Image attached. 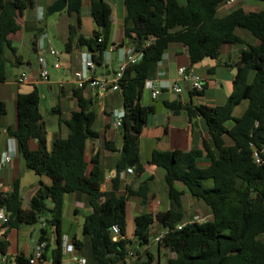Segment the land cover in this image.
Segmentation results:
<instances>
[{"label":"trees","instance_id":"16d2710c","mask_svg":"<svg viewBox=\"0 0 264 264\" xmlns=\"http://www.w3.org/2000/svg\"><path fill=\"white\" fill-rule=\"evenodd\" d=\"M67 13H80L83 0H67ZM125 38L132 40L141 60L129 66L119 81L124 97L123 151L119 169L128 163H139V137L154 106H142L140 98L147 80L156 75L158 64L173 43L186 47L191 65L205 58H217L223 44L240 45L239 72L234 89L226 103L217 107L193 106L173 102L169 107L176 114L185 111L192 121L201 116L210 135L201 149L184 152L154 151L151 163L165 171V182L173 208L154 214L143 213L135 218V239L140 262L136 264H162L159 256L148 248L151 228L158 223L164 236L158 249L172 256L166 264H264V11L247 12L237 8L221 14L225 0H123ZM264 4V0H254ZM33 0H0V84L7 81V68L23 63L13 46L11 35L20 29L19 18L33 7ZM91 17L97 31L91 37L79 35L77 44L92 55L96 67L105 62V54L112 45L111 6L105 0H91ZM67 48L71 47L77 32L69 26ZM239 30L252 37L250 43ZM154 41L148 46L146 42ZM195 93V92H194ZM246 102L239 116L235 110ZM40 95L37 89L17 97L16 128H8V136L15 139L17 149L26 166L39 176L51 179L50 186L42 185L23 208L19 181L10 193H0V207L9 214V228L37 224L42 215L51 216L56 247L54 264L63 259V204L66 194L83 193L93 208L83 225V233L90 241V264H127L131 241L125 236L127 203L131 196H146L143 191L128 190L118 195L119 179H114L113 190L101 191L102 170L100 156L92 157V170L88 173L86 148L89 140L99 138L94 129L96 114L82 99L80 110L66 121L68 138L56 137L52 149L47 148L46 128L39 110ZM7 113L6 104L0 101V115ZM38 141V149L31 150L29 142ZM109 150L114 148L106 144ZM261 163L255 160V154ZM207 162L203 165L202 162ZM137 171L142 172L141 165ZM183 185L196 199L211 210L207 221H185L181 198ZM51 200L52 207L47 206ZM118 225L121 238L114 239L112 227ZM182 226L179 229V226ZM47 231L41 230L40 242H48ZM73 246L82 251L85 243L73 240ZM8 242L0 240V253L5 254ZM47 248L49 245L47 244ZM46 248V249H47ZM14 264H32L24 255L15 257Z\"/></svg>","mask_w":264,"mask_h":264},{"label":"crops","instance_id":"0c3cea01","mask_svg":"<svg viewBox=\"0 0 264 264\" xmlns=\"http://www.w3.org/2000/svg\"><path fill=\"white\" fill-rule=\"evenodd\" d=\"M56 1H49L48 8ZM105 1L112 9V45L105 54L104 64L96 67L94 76L112 80L122 61L126 58L127 50L134 47L132 40L125 38L124 19L127 12L124 1ZM43 2L44 0H33V7L30 8L33 11L31 19L24 18L29 10L27 9L19 18L21 29L10 36L23 63L15 64L13 57L9 56L11 59L9 65L12 70L7 71V81L0 84V101L4 102L7 107V113L0 115V157L7 154L11 156V161L0 170V193H10L13 191L15 182L19 181L22 199L29 197L30 202L42 185L50 186L52 184L49 177L39 176L26 166L25 160L18 152L16 140L8 136V128H16L18 125V95L31 93L34 89L38 90L40 95L39 110L46 128L49 151L52 149L56 137L68 138L69 128L66 121L70 120L75 111L80 110L79 100L82 99L86 106L96 114L93 127L99 134V138L87 142L85 158L88 163V173L93 168L92 157L99 154L102 170L101 191L103 193L113 190L114 179H119V196L127 195L128 190L143 191L146 189L147 191L145 197H129L127 227L125 236L122 237L131 241L126 263H139L140 260L133 263L136 257L138 258L132 251L137 246L135 218L143 213L154 214L173 208V202L165 182V171L151 163L153 152L174 150L187 152L192 149H201L203 142L210 140V135L201 116H196L191 121L185 111L176 114L170 109L169 104L177 102L209 107L224 105L234 89L236 67L239 69V54H234V45L223 44L218 48L217 58L207 57L200 63L191 65L186 47L179 43L169 46L158 64L155 77L146 81L140 98L142 106H154L155 101H162L164 103L163 112L166 116L163 123L159 124L155 111L151 114L139 137V163L135 162L133 167L128 165V168L133 169V173H128V168L119 169L118 167L124 143L123 128L117 126L116 123L117 116L124 111L122 90H112L111 88L99 90L91 87L79 89L74 77V72L82 69L90 54L86 48L78 46L77 37L79 35L91 37L97 31L90 12L91 0H83L79 14H68L64 10L61 12L63 18L54 23L65 44V53L57 51L61 64L59 69L54 67L55 58L49 53L50 49L54 48L48 40L46 28H32L31 25L43 20ZM69 26L76 28L77 35L68 49L66 44ZM30 28L31 34H34L32 50L36 55V62H32L31 58L26 60L23 55L19 54V44L24 41L25 32ZM40 58L45 60L46 68L49 71V79L46 81L42 80L39 75ZM180 68L186 70L183 76L179 74ZM23 72L28 74V79L25 83L19 84L17 78ZM188 75H196L201 78L202 89L200 91L192 88V81L187 77ZM176 84L181 88L180 93L174 91ZM154 87L161 89V94L156 99L152 98ZM107 143L114 149L109 150L106 146ZM29 147L31 150H37L38 141L32 139L29 142ZM202 164L206 165L207 162H202ZM138 165L142 166V172L137 171ZM176 187L180 191H184L181 204L185 221H188L190 217H198L196 215L202 214L203 211L212 217L210 208L203 201L189 195L183 185L177 184ZM47 206L52 207L51 200L47 201ZM92 213L93 208L88 204L85 194L65 195L61 227L63 239L72 245L74 239L83 241L85 247L82 251H78L74 247L71 252H63L62 264H78L80 258L86 259L87 264H90L88 259L90 257V241L83 233V225L86 218ZM50 225L51 216L49 213H45L34 225L22 224L18 228L2 227L0 240H6L8 247L5 254L0 253V264H14L15 257L18 255L31 258L40 243L42 229L47 231L49 241L46 242V245L48 244L49 247L44 250L42 259L32 264H54L53 251L56 241L54 230ZM164 233L162 225L156 223L152 226V237L148 247L150 251L155 244L158 245V241L164 236ZM162 250L163 248L158 249L157 254L153 252L159 256L160 261Z\"/></svg>","mask_w":264,"mask_h":264},{"label":"built area","instance_id":"2783aa9c","mask_svg":"<svg viewBox=\"0 0 264 264\" xmlns=\"http://www.w3.org/2000/svg\"><path fill=\"white\" fill-rule=\"evenodd\" d=\"M235 2L236 0H225L223 4L220 6L219 11L221 12L222 10L231 7ZM153 41L154 38H151L149 41L146 42L145 46H148ZM49 53L51 56L55 58L54 67L56 69H59L61 64H60V58L58 52L54 49H50ZM142 56H143L142 53L135 52L134 48L127 50L126 58L122 61L113 79L109 80L108 78L105 77L99 78L94 76L96 65L93 62L92 55L90 53L88 59L83 64L82 69L74 72L76 85L79 89H84L85 87H91L99 90H106L108 88H111L112 90H120L121 88L119 86V81L123 77L124 72L129 66L137 64L141 60ZM39 61L41 65V69L39 73L40 78L46 81L49 79V71L46 68L45 60L40 58ZM185 72H186L185 68L179 69V74L181 76H183ZM187 77L191 79L192 88L194 90L200 91L202 89L201 78L199 76L188 75ZM27 79H28V74L26 72H23L18 76L17 82L19 84H22L25 83ZM174 91L176 93H180L181 88L176 84L174 86ZM160 94H161V89L154 87L152 91V98L156 99ZM123 117H124V111L117 116V120H116L117 126L122 127ZM255 160L257 163H261V158L257 153L255 154ZM10 161H11V156L8 154L0 157V170H2ZM127 172L133 173V169L128 168ZM192 221L201 222L199 217H195ZM8 223H9V214L7 213L5 208L0 207V233H1V228L7 226ZM178 228L181 229L182 226L180 225ZM112 234L115 240H117L121 236L120 228L118 225H114L112 227ZM46 246H47L46 242H40L38 244L35 254L30 258L31 263H34L42 259L43 252L46 249ZM73 249L74 246L72 244H69L65 239H63V252L64 253L71 252L73 251ZM78 264H87V260L84 258H80L78 260Z\"/></svg>","mask_w":264,"mask_h":264},{"label":"rangeland","instance_id":"374dc122","mask_svg":"<svg viewBox=\"0 0 264 264\" xmlns=\"http://www.w3.org/2000/svg\"><path fill=\"white\" fill-rule=\"evenodd\" d=\"M51 0H44L43 2V12H44V17L43 20L40 22H35L32 25V28H36V27H40V29L42 28H46V32L48 34V40H50L51 45L53 46L54 49H56V51H58L59 53H65V44L63 41V37L61 36V34L59 33V31L56 29L54 23L55 22H59L60 19H62L63 17H61V13H56L52 16H50L48 14V3ZM237 8H243L245 9V11L250 12V11H264V4L261 2H257L254 0H236V2L231 6L228 7L224 10H222L220 13L221 14H227L229 12H231L234 9ZM33 11H31L30 9L27 10L26 15L24 16L25 19H31V15H32ZM30 25V23H29ZM31 28L28 29L25 32V38L24 41L21 42L19 44V54L23 55L25 57L26 60L28 59H32V62H36V55L34 54L33 50H32V38L34 36V34H31ZM239 33L244 34V36L247 38V40L252 43L253 39L252 37L246 35V31L245 30H239ZM234 54H239V51L242 49V46L240 45H234ZM10 70H12V67L10 65H8L7 71L9 72ZM246 106V102H244L241 106H239L235 112L234 115L235 116H239L243 109ZM190 195V193H188ZM200 218V221H207L209 219H211V216L209 213L204 212L202 214H198L196 215ZM194 219L193 217L189 218V220ZM152 252H154L155 254L158 253V247L157 244H155L152 248ZM132 251L134 252V254L136 256H138V258L136 257V260L133 262L135 263L136 261L138 262V260L141 259V257L138 255V253L136 252V250L133 248ZM141 254V253H139ZM161 256V263L162 264H166L167 260L172 256V254H170L167 250H162L160 253ZM90 263V262H89Z\"/></svg>","mask_w":264,"mask_h":264},{"label":"water","instance_id":"95a60500","mask_svg":"<svg viewBox=\"0 0 264 264\" xmlns=\"http://www.w3.org/2000/svg\"><path fill=\"white\" fill-rule=\"evenodd\" d=\"M67 6H68V1L67 0H57L53 5H51L49 8H48V14L50 16L56 14V13H61L63 12L64 10L67 9ZM242 53V50L239 51V54ZM239 72V69L236 67V74H238ZM154 107H155V114H156V118H157V121L159 124H162L164 119H165V113L163 112L164 110V103L162 101H155L153 103ZM128 165L130 167H133L135 165V162L134 161H130L128 163ZM29 197L28 198H24L23 199V208H26L29 204Z\"/></svg>","mask_w":264,"mask_h":264}]
</instances>
